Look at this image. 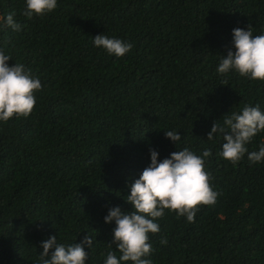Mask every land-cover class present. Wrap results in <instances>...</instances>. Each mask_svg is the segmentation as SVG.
<instances>
[{
    "label": "trees",
    "instance_id": "16d2710c",
    "mask_svg": "<svg viewBox=\"0 0 264 264\" xmlns=\"http://www.w3.org/2000/svg\"><path fill=\"white\" fill-rule=\"evenodd\" d=\"M44 16L23 15L26 0H0L23 30L0 25L9 66L41 81L28 117L0 121V264H41V244L94 238L86 264H105L112 207L134 211L129 185L151 164L188 148L205 158L214 206L194 222L170 210L150 234L153 264H264V162L219 155L223 125L245 105L264 112V82L217 68L233 30L264 35V0H57ZM130 43L123 57L97 48L98 35ZM227 84L224 86L222 84ZM226 127V126H225ZM181 135L177 144L167 131ZM264 133L246 145L259 151ZM166 238L167 245L161 244ZM54 251V249H53ZM122 264H132L131 261Z\"/></svg>",
    "mask_w": 264,
    "mask_h": 264
},
{
    "label": "clouds",
    "instance_id": "9594fccd",
    "mask_svg": "<svg viewBox=\"0 0 264 264\" xmlns=\"http://www.w3.org/2000/svg\"><path fill=\"white\" fill-rule=\"evenodd\" d=\"M57 0H26L23 15L28 19L33 16H44L57 8ZM7 25L13 31L23 30L15 20V14L0 16V25ZM235 52L229 50L223 56L217 72L227 74L235 70L240 76L264 82V35H253V27L247 30H233ZM97 48L105 49L109 54L123 57L132 49L130 43L121 39L98 35L93 38ZM11 57L0 51V121L8 122L13 118L28 117L36 106L35 93L42 89L41 81L34 77L31 70L24 65L9 66ZM227 86V84H222ZM223 125L214 123L208 133V140L220 134L225 143L219 155L236 164L247 153L250 163L264 162V144L259 151L248 152L246 147L259 133H264V112L260 106L245 105L241 112H231L224 116ZM226 126V127H225ZM166 138L179 142L181 135L174 131L164 132ZM151 164L145 168L134 183L129 185L131 194L126 197L127 203L134 206V211L124 212L120 207L109 209L105 222L115 221L114 244L119 256L113 251L107 253L105 264H153L149 257L154 251L150 243V234L160 232L158 218L165 215V210L174 212L179 217H186L194 222L201 206H214L220 193L213 190L210 184V173L205 170V158L211 156L210 150H204L202 156L196 155L188 148L171 153V158L162 162L158 152L150 149ZM94 238L86 236L81 243L68 245L57 243L52 236L42 242L41 264H86L89 252L85 247H93ZM166 238L161 244L167 245ZM54 249V251H53Z\"/></svg>",
    "mask_w": 264,
    "mask_h": 264
}]
</instances>
